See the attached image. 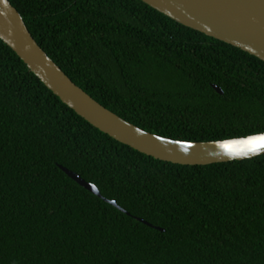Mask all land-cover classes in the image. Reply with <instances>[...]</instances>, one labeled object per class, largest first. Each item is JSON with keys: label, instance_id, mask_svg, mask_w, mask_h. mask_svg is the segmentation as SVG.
<instances>
[{"label": "trees", "instance_id": "obj_1", "mask_svg": "<svg viewBox=\"0 0 264 264\" xmlns=\"http://www.w3.org/2000/svg\"><path fill=\"white\" fill-rule=\"evenodd\" d=\"M10 2L73 82L145 131L186 142L264 133L259 58L141 0ZM0 264H264V155L148 157L66 106L0 39Z\"/></svg>", "mask_w": 264, "mask_h": 264}, {"label": "water", "instance_id": "obj_2", "mask_svg": "<svg viewBox=\"0 0 264 264\" xmlns=\"http://www.w3.org/2000/svg\"><path fill=\"white\" fill-rule=\"evenodd\" d=\"M173 21L208 37L241 49L264 61V0H141ZM0 39L51 92L90 125L148 157L181 166H209L247 161L264 155L250 151L245 138L212 142H186L159 136L128 122L79 87L38 44L24 17L10 0H0ZM213 88L221 95L220 86ZM64 173L90 193L127 213L99 188L61 166ZM143 224L165 232L149 222Z\"/></svg>", "mask_w": 264, "mask_h": 264}, {"label": "snow or ice", "instance_id": "obj_3", "mask_svg": "<svg viewBox=\"0 0 264 264\" xmlns=\"http://www.w3.org/2000/svg\"><path fill=\"white\" fill-rule=\"evenodd\" d=\"M179 143V141H177ZM251 147L250 151H256L258 148H264V135L250 138L247 142Z\"/></svg>", "mask_w": 264, "mask_h": 264}]
</instances>
